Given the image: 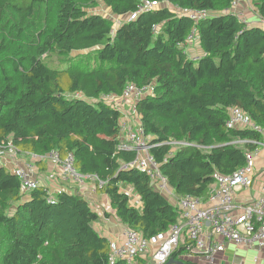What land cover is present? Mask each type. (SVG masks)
Returning <instances> with one entry per match:
<instances>
[{"label": "trees", "instance_id": "trees-1", "mask_svg": "<svg viewBox=\"0 0 264 264\" xmlns=\"http://www.w3.org/2000/svg\"><path fill=\"white\" fill-rule=\"evenodd\" d=\"M99 1L118 16L140 5V0L23 5L0 0V144L11 141L18 152L38 155L58 150L62 158L72 152L81 173L104 182L100 187L96 181L97 192L125 226L149 240L165 237L181 221V211L146 173L121 168L136 152L118 146L123 110L103 96L120 95L129 83L154 82V94L136 104L151 153L177 195L206 199L214 173L243 166L246 151L256 147L252 141L261 139L252 129L229 128L226 122L230 108L238 106L264 126V26L224 12L233 0H157L160 7L115 26L89 11ZM254 3L264 20V0ZM172 5L220 14L196 23ZM194 27L204 52L198 61L183 45ZM50 55L58 56L59 65L45 59ZM91 58L97 64L89 67ZM241 139L247 142H234ZM67 187L49 202L46 186L27 193L17 174L0 166V264L151 263L150 254L135 263H111V241L94 226L98 211L88 195ZM188 243L184 234L171 256L197 264L186 256Z\"/></svg>", "mask_w": 264, "mask_h": 264}, {"label": "built area", "instance_id": "built-area-1", "mask_svg": "<svg viewBox=\"0 0 264 264\" xmlns=\"http://www.w3.org/2000/svg\"><path fill=\"white\" fill-rule=\"evenodd\" d=\"M166 5H169L165 2ZM162 5L157 0H140L139 9L132 13L134 18L145 10L156 9ZM239 0H233L231 7L225 9L226 13L236 14L240 19L247 21L243 11L237 9ZM179 15H186L196 23L210 14H220L210 10L183 9L178 6H170ZM264 25V20H262ZM184 52L189 57L198 61L204 52H192V47H199V35L194 27L184 42ZM155 83L138 86L129 83L122 94L104 95L109 103L119 106L123 110L120 121V133L118 136L119 147L136 152L135 159L130 163H123V169L137 168L146 173L152 185L174 201L181 211V221L170 227L165 237L152 239L144 238L139 232L124 226L121 233L122 242L115 245L111 242L109 260L111 263L119 259L135 263L137 257L150 254V264H164L178 247L184 234L189 243L187 245L188 258L202 256L210 263L214 262L216 255L225 250L230 244L237 246L255 247L264 249V160L260 171L263 173L262 194L251 201H238L237 193L248 188L253 182L252 177L256 170L258 157L264 149V126L254 121L251 116L238 106L231 107L227 126L229 128L252 129L260 136V140L252 141L256 147L246 151V162L243 166L230 174L214 173V181L210 185L209 196L204 199L192 194L177 195L170 185L168 177L160 169V164L151 153L152 145L150 137L145 133L141 125L140 116L136 111L137 102L148 95L154 94ZM79 95V93H78ZM235 143H245L247 140H236ZM183 142H173L181 144ZM20 155H25L21 157ZM0 159H5L7 164L13 166L12 170L19 176L22 187L29 193L40 187L41 184L48 189V201L53 202L57 196L66 189V185L76 186L75 191L84 196L87 194L81 187L94 181L93 191H97L96 181L102 187L104 182L97 177L81 173L75 165V156L72 152L64 158L58 150H51L44 155L23 152L20 153L12 142L0 144ZM42 160L54 167V169L37 174L35 163ZM57 169V170H56Z\"/></svg>", "mask_w": 264, "mask_h": 264}, {"label": "crops", "instance_id": "crops-1", "mask_svg": "<svg viewBox=\"0 0 264 264\" xmlns=\"http://www.w3.org/2000/svg\"><path fill=\"white\" fill-rule=\"evenodd\" d=\"M237 9L244 12V16L249 25L264 26L261 17L256 11L254 0H239V6ZM191 51L199 53V47L194 46ZM263 160L264 149H262V154L258 157L256 170L252 177L253 182L248 188L237 193V199L240 203L256 199L262 194L263 173L260 171V167L262 166ZM45 164L43 163L42 165L35 167L37 168L36 171L38 172V175L42 173L40 175L41 178H43V173L54 169L51 165L47 163ZM81 189L85 190L93 208L98 211L100 218H102L101 221H99V218L94 223L96 229L102 235L106 236L113 244L119 245L122 242L121 233L125 225L114 214V211L109 206L108 198L104 194L93 191L92 182L88 183L87 186L81 187ZM128 189L129 187L127 188V191ZM132 201L137 204V207L142 206L137 194L134 195ZM107 213L110 214L107 216ZM192 259L195 260L197 264H264V249L260 251L255 247L237 246L230 243L224 251L219 252L216 255L213 263L205 261L204 257L198 255L193 256Z\"/></svg>", "mask_w": 264, "mask_h": 264}, {"label": "rangeland", "instance_id": "rangeland-1", "mask_svg": "<svg viewBox=\"0 0 264 264\" xmlns=\"http://www.w3.org/2000/svg\"><path fill=\"white\" fill-rule=\"evenodd\" d=\"M31 0H14V2L18 5H23V4H26L28 2H30ZM89 11L90 12H95V13H100L102 14L103 16L109 18L112 20L113 24L115 26H117V24H119L122 20H127V19H131L133 17L132 14H129V15H126V16H118V15H115L112 13L111 9L106 6L103 2L99 1L95 6H92L89 8ZM244 14V12H243ZM245 15V14H244ZM1 36L2 34L0 33V39H1ZM80 53H83V52H80ZM80 53H73V55H71L72 57H75L77 56V54H80ZM72 57H70L69 59H72ZM45 59H50V63L52 65H59V58L57 55H50V56H46ZM90 65L89 67H92L94 65L97 64L96 60L94 58H91L90 61H89ZM21 157L25 156V155H20ZM1 165H4V166H7L8 168H10L12 170L13 166L10 165V164H7L5 162V159H0V166ZM94 183V181H92ZM128 192L130 193V195L132 196V199L134 197V195L136 194L134 189L129 187L128 189ZM27 198V196H26ZM102 218L99 219V221H101Z\"/></svg>", "mask_w": 264, "mask_h": 264}, {"label": "water", "instance_id": "water-1", "mask_svg": "<svg viewBox=\"0 0 264 264\" xmlns=\"http://www.w3.org/2000/svg\"><path fill=\"white\" fill-rule=\"evenodd\" d=\"M164 264H185L182 260H176L172 256Z\"/></svg>", "mask_w": 264, "mask_h": 264}]
</instances>
